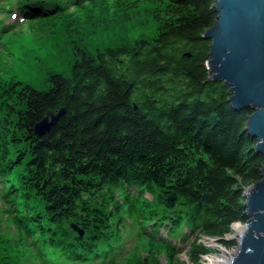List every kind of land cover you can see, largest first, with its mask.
Returning a JSON list of instances; mask_svg holds the SVG:
<instances>
[{
    "label": "trees",
    "instance_id": "obj_1",
    "mask_svg": "<svg viewBox=\"0 0 264 264\" xmlns=\"http://www.w3.org/2000/svg\"><path fill=\"white\" fill-rule=\"evenodd\" d=\"M146 2L158 6L153 38L96 52L78 43L83 29L127 22ZM214 2L0 0V54L8 35L46 27L81 55L69 73L48 71L43 89L0 75V201L13 225L11 236L0 230V264H200L212 252L202 236L235 247L225 236L247 220L242 194L264 157L244 129L251 110L210 78ZM158 194H175L174 205Z\"/></svg>",
    "mask_w": 264,
    "mask_h": 264
},
{
    "label": "water",
    "instance_id": "obj_2",
    "mask_svg": "<svg viewBox=\"0 0 264 264\" xmlns=\"http://www.w3.org/2000/svg\"><path fill=\"white\" fill-rule=\"evenodd\" d=\"M213 6L216 21L203 34L211 41L206 62L210 78L228 87L232 107L251 110L244 129L256 139L253 148L264 157V0H215ZM63 113L64 108L47 111L34 125L37 135L49 131ZM242 195L247 220L234 223L239 225L225 236L236 242L235 247H225L214 238L222 250L203 256L205 264H264V162L260 179ZM175 197L157 196L168 207ZM71 226L83 235L77 224Z\"/></svg>",
    "mask_w": 264,
    "mask_h": 264
},
{
    "label": "rangeland",
    "instance_id": "obj_3",
    "mask_svg": "<svg viewBox=\"0 0 264 264\" xmlns=\"http://www.w3.org/2000/svg\"><path fill=\"white\" fill-rule=\"evenodd\" d=\"M157 7L155 2L140 3L138 8L130 12L131 19L129 21L123 23L110 22L102 27H88L83 29L85 36L82 39H80L81 36L78 38V34H76L74 40L77 42L80 39L81 41H78L80 45L96 52L97 49L134 42L139 37L151 39L157 33L158 28L155 17ZM10 21L11 19L8 20V22ZM24 29L22 32L8 35L5 44H3L10 49L8 53L0 54V75L3 77L14 76L24 83L43 89L46 88L48 71L69 73L71 64L76 58L81 57L80 53H76L73 48L71 49V46H68L67 41L63 39L62 29L55 28L58 31H56V37L53 38L48 36V31H45L46 27H40L36 30L33 28ZM74 44L75 42L71 43L72 47ZM9 215L5 204L0 201V230L5 236L13 234V225L8 219ZM238 223L242 224L241 222ZM233 225L228 234L235 230ZM213 239L201 237V240L210 246L212 251L222 250L212 242ZM138 245V254L147 256V251L151 248L148 240L143 239ZM22 253L31 260H27L28 263H33L36 260L31 252L24 251ZM162 254L160 255L161 261L167 263V258ZM181 257L185 258L186 253H183ZM200 264H205L204 257H202Z\"/></svg>",
    "mask_w": 264,
    "mask_h": 264
},
{
    "label": "bare ground",
    "instance_id": "obj_4",
    "mask_svg": "<svg viewBox=\"0 0 264 264\" xmlns=\"http://www.w3.org/2000/svg\"><path fill=\"white\" fill-rule=\"evenodd\" d=\"M239 224H235V225H233L234 226V228L236 229V227L238 226Z\"/></svg>",
    "mask_w": 264,
    "mask_h": 264
}]
</instances>
